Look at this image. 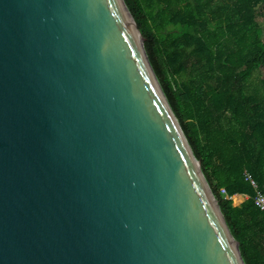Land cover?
I'll use <instances>...</instances> for the list:
<instances>
[{"label":"water","instance_id":"obj_1","mask_svg":"<svg viewBox=\"0 0 264 264\" xmlns=\"http://www.w3.org/2000/svg\"><path fill=\"white\" fill-rule=\"evenodd\" d=\"M126 0H0V264H246Z\"/></svg>","mask_w":264,"mask_h":264},{"label":"trees","instance_id":"obj_2","mask_svg":"<svg viewBox=\"0 0 264 264\" xmlns=\"http://www.w3.org/2000/svg\"><path fill=\"white\" fill-rule=\"evenodd\" d=\"M126 1L246 264H264V0Z\"/></svg>","mask_w":264,"mask_h":264},{"label":"built area","instance_id":"obj_3","mask_svg":"<svg viewBox=\"0 0 264 264\" xmlns=\"http://www.w3.org/2000/svg\"><path fill=\"white\" fill-rule=\"evenodd\" d=\"M257 204L264 211V194L262 192H259L257 196Z\"/></svg>","mask_w":264,"mask_h":264},{"label":"crops","instance_id":"obj_4","mask_svg":"<svg viewBox=\"0 0 264 264\" xmlns=\"http://www.w3.org/2000/svg\"><path fill=\"white\" fill-rule=\"evenodd\" d=\"M237 196L239 198V204H237L236 206L243 204L247 200V197L245 195H237Z\"/></svg>","mask_w":264,"mask_h":264},{"label":"rangeland","instance_id":"obj_5","mask_svg":"<svg viewBox=\"0 0 264 264\" xmlns=\"http://www.w3.org/2000/svg\"><path fill=\"white\" fill-rule=\"evenodd\" d=\"M234 201H235V205L239 204V198H238V196H235L234 197Z\"/></svg>","mask_w":264,"mask_h":264}]
</instances>
